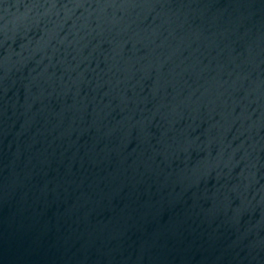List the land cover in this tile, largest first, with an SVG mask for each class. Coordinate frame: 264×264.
I'll use <instances>...</instances> for the list:
<instances>
[{
    "label": "water",
    "instance_id": "water-1",
    "mask_svg": "<svg viewBox=\"0 0 264 264\" xmlns=\"http://www.w3.org/2000/svg\"><path fill=\"white\" fill-rule=\"evenodd\" d=\"M0 264H264V0H0Z\"/></svg>",
    "mask_w": 264,
    "mask_h": 264
}]
</instances>
